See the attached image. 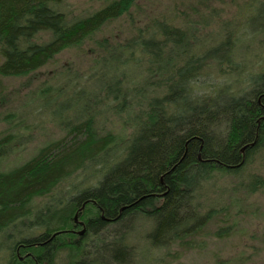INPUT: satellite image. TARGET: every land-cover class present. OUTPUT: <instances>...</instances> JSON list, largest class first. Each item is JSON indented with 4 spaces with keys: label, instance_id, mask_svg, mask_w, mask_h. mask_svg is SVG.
I'll return each mask as SVG.
<instances>
[{
    "label": "trees",
    "instance_id": "1",
    "mask_svg": "<svg viewBox=\"0 0 264 264\" xmlns=\"http://www.w3.org/2000/svg\"><path fill=\"white\" fill-rule=\"evenodd\" d=\"M65 2L0 0L1 76L37 72L131 4L114 0L73 18ZM146 31L110 47L87 74L67 71L39 87L0 131V233L8 242H0V264H131L141 257L128 240L138 230L127 236L124 226L136 216L144 227L150 224L145 237L161 255L219 210V202L202 200L219 172L236 175L261 148L264 63L251 68L256 88L235 92L228 105L219 106L208 97L217 83L209 82L211 75L219 79V71L239 68L215 60L224 41L184 47L190 44L180 28L156 23ZM136 47L154 52L157 60L131 57L142 70L131 79L116 66L126 63L124 49ZM30 101L27 121L21 110ZM115 114L130 124L128 135L105 129ZM46 121L61 136L27 151L29 132ZM77 212L87 225L82 237L71 233L80 228Z\"/></svg>",
    "mask_w": 264,
    "mask_h": 264
},
{
    "label": "rangeland",
    "instance_id": "2",
    "mask_svg": "<svg viewBox=\"0 0 264 264\" xmlns=\"http://www.w3.org/2000/svg\"><path fill=\"white\" fill-rule=\"evenodd\" d=\"M111 1L114 0H66L64 9L70 17H85ZM129 1L131 4L119 17L106 22L82 43L60 52L37 72L25 77L0 75V131L8 129V119L39 87L54 84L67 71L87 74L110 47L129 43L139 34L146 33L151 24L156 23L180 28L184 33L185 43L190 44H185L184 47L195 46L203 41L208 44L224 41L222 51L216 55L215 60L220 65L227 59L233 65L237 64L235 68H239L231 74L223 75L219 71V79L211 75L213 78L209 82L217 83L213 91L208 93V97L218 99L219 106L228 105L235 92L242 95V92L256 88L257 75L252 70H259L261 63H264L261 59H264V0ZM129 49L131 48L122 52V60L126 63L116 67L121 71L127 70V76L134 79L142 70L131 57L137 60L144 57L152 62L157 58L154 52L143 48ZM197 51L205 50L198 48ZM239 60L243 61L240 63ZM1 61L0 55V63ZM204 84L205 82L198 84L199 88L203 90ZM241 84L243 90H238ZM92 88L88 86L86 90L91 91ZM39 100L33 99L32 102L42 103V99ZM32 102H28L21 110L24 112L23 119L27 121V110ZM43 126L29 132L27 151L44 141L61 136V130L55 123L46 121ZM105 129L118 135H128L131 130L126 118L116 114L110 115ZM249 160L246 167L236 175L219 172V176L213 181L214 185H207V192L202 199L206 203L219 202V210L207 217L205 223L184 242H173L161 255L157 251V244L145 237L150 230V224L149 227H144L142 217H131L124 228L128 230L127 236L134 228L138 230L128 240L141 254L131 264H264L263 142ZM90 170L91 168L87 172ZM42 203V200H36V204ZM0 242L8 243L4 233H0Z\"/></svg>",
    "mask_w": 264,
    "mask_h": 264
},
{
    "label": "flooded vegetation",
    "instance_id": "3",
    "mask_svg": "<svg viewBox=\"0 0 264 264\" xmlns=\"http://www.w3.org/2000/svg\"><path fill=\"white\" fill-rule=\"evenodd\" d=\"M242 151H244V150H242ZM76 224L79 225L80 228H76V229L72 230L71 233H72V235H75V236H77V237H82L86 232H85L83 235H80L79 232H80V230H81L83 227H85V228H86V231H87V225H86L85 222L81 224V222H79V221H78ZM42 245H43V244H42ZM17 252H19L18 249H17ZM27 254H28V253H27ZM19 259H20V261H22V262L26 260V258L23 257V256H20ZM36 264H38V263H36Z\"/></svg>",
    "mask_w": 264,
    "mask_h": 264
},
{
    "label": "water",
    "instance_id": "4",
    "mask_svg": "<svg viewBox=\"0 0 264 264\" xmlns=\"http://www.w3.org/2000/svg\"><path fill=\"white\" fill-rule=\"evenodd\" d=\"M242 150H244V148H243ZM78 216H79V212H77V213L75 214V217H74V219H75L76 222H78ZM85 231H86V228H83V229L79 232L80 235H83V234L85 233Z\"/></svg>",
    "mask_w": 264,
    "mask_h": 264
}]
</instances>
